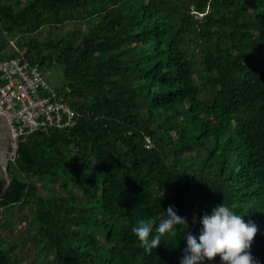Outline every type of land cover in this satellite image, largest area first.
I'll list each match as a JSON object with an SVG mask.
<instances>
[{
	"label": "trees",
	"instance_id": "1",
	"mask_svg": "<svg viewBox=\"0 0 264 264\" xmlns=\"http://www.w3.org/2000/svg\"><path fill=\"white\" fill-rule=\"evenodd\" d=\"M21 54L78 118L20 139L0 264H180L182 229L147 251L133 225L174 205L198 235L223 202L264 264V0H0V62Z\"/></svg>",
	"mask_w": 264,
	"mask_h": 264
},
{
	"label": "clouds",
	"instance_id": "2",
	"mask_svg": "<svg viewBox=\"0 0 264 264\" xmlns=\"http://www.w3.org/2000/svg\"><path fill=\"white\" fill-rule=\"evenodd\" d=\"M194 222L201 225L199 234L189 230L186 217L178 214L174 205H169L163 218L153 226L147 219H139L132 227L147 251L157 248L162 237L175 236L178 229L187 242L180 264H202L206 259L220 256L222 264H259L250 251L258 226L246 221L226 203L216 205L210 213H205ZM168 242V241H167Z\"/></svg>",
	"mask_w": 264,
	"mask_h": 264
},
{
	"label": "built area",
	"instance_id": "3",
	"mask_svg": "<svg viewBox=\"0 0 264 264\" xmlns=\"http://www.w3.org/2000/svg\"><path fill=\"white\" fill-rule=\"evenodd\" d=\"M47 75L40 64L22 54L0 62V115L8 120L14 140L76 124L78 113L49 83ZM17 146L12 143L11 159Z\"/></svg>",
	"mask_w": 264,
	"mask_h": 264
},
{
	"label": "water",
	"instance_id": "4",
	"mask_svg": "<svg viewBox=\"0 0 264 264\" xmlns=\"http://www.w3.org/2000/svg\"><path fill=\"white\" fill-rule=\"evenodd\" d=\"M19 143L20 140H14L12 129L3 114L0 115V199L6 195L8 188L12 183L9 175V163L12 156V143Z\"/></svg>",
	"mask_w": 264,
	"mask_h": 264
},
{
	"label": "rangeland",
	"instance_id": "5",
	"mask_svg": "<svg viewBox=\"0 0 264 264\" xmlns=\"http://www.w3.org/2000/svg\"><path fill=\"white\" fill-rule=\"evenodd\" d=\"M15 44H16L15 40L10 43V45H12L13 47H15ZM47 78L49 80V83L52 86H55V87L59 86L61 84V82H62V79H63L62 68L57 67V66H52L48 70ZM24 212H26V211H21V209H19V208L16 209V214H15V217H14V222H15V226H16V228L14 230H15L16 234H17L18 231L23 229L24 226H25V223H21V221H20V218L23 217ZM9 230H10V228H7L6 231H3L1 233V237L2 238L6 237V235H8V231ZM31 249H32L31 246L28 245L27 248L22 251L21 246H19V248H18L19 256L21 258H24L25 255H26V252L30 251ZM23 264H31V263L28 262V261H23Z\"/></svg>",
	"mask_w": 264,
	"mask_h": 264
}]
</instances>
